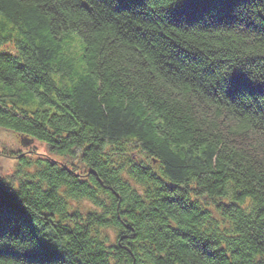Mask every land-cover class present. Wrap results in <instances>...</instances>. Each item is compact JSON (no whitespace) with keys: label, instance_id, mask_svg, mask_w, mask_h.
Listing matches in <instances>:
<instances>
[{"label":"trees","instance_id":"obj_1","mask_svg":"<svg viewBox=\"0 0 264 264\" xmlns=\"http://www.w3.org/2000/svg\"><path fill=\"white\" fill-rule=\"evenodd\" d=\"M0 130V264H264V0H0Z\"/></svg>","mask_w":264,"mask_h":264},{"label":"rangeland","instance_id":"obj_2","mask_svg":"<svg viewBox=\"0 0 264 264\" xmlns=\"http://www.w3.org/2000/svg\"><path fill=\"white\" fill-rule=\"evenodd\" d=\"M78 51V57L82 56L83 48H80L78 43L75 44ZM14 148L15 150H21L26 154L35 155L37 157H44L46 155V150L41 143H35L30 147L24 149L20 145V139L15 138L12 133L1 131L0 130V175L5 172L4 175H11L15 171L16 161L10 158H7L3 154L4 149Z\"/></svg>","mask_w":264,"mask_h":264},{"label":"bare ground","instance_id":"obj_3","mask_svg":"<svg viewBox=\"0 0 264 264\" xmlns=\"http://www.w3.org/2000/svg\"><path fill=\"white\" fill-rule=\"evenodd\" d=\"M67 170L71 171V169H69L68 167H66ZM89 174L91 175L92 172H89ZM79 176L81 177L82 175L79 174ZM194 197H195V200H197L200 204V207L203 206L205 209L209 210L210 209V206L206 205V203L204 202L205 201V198L204 197H200V196H197L196 193H194ZM210 211V210H209ZM223 218L222 217H218V216H215L211 219L212 222L214 221H221ZM208 223V222H207ZM212 224V223H211ZM217 230V228H215Z\"/></svg>","mask_w":264,"mask_h":264},{"label":"water","instance_id":"obj_4","mask_svg":"<svg viewBox=\"0 0 264 264\" xmlns=\"http://www.w3.org/2000/svg\"><path fill=\"white\" fill-rule=\"evenodd\" d=\"M25 142H26V140H25ZM28 142V141H27ZM29 142H33V141H29Z\"/></svg>","mask_w":264,"mask_h":264}]
</instances>
